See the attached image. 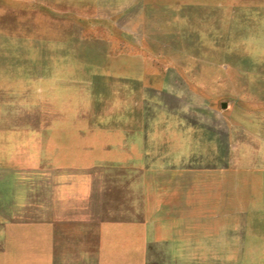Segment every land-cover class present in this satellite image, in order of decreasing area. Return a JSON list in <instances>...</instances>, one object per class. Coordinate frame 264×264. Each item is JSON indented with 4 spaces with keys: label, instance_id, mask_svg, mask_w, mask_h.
<instances>
[{
    "label": "rangeland",
    "instance_id": "1",
    "mask_svg": "<svg viewBox=\"0 0 264 264\" xmlns=\"http://www.w3.org/2000/svg\"><path fill=\"white\" fill-rule=\"evenodd\" d=\"M58 145L0 264H264V0H0V153Z\"/></svg>",
    "mask_w": 264,
    "mask_h": 264
},
{
    "label": "crops",
    "instance_id": "2",
    "mask_svg": "<svg viewBox=\"0 0 264 264\" xmlns=\"http://www.w3.org/2000/svg\"><path fill=\"white\" fill-rule=\"evenodd\" d=\"M64 150V146L58 145L53 151L33 154L14 152L10 154L11 158L9 160L13 161L10 163L7 162L8 153H0L2 154V160H5L0 161V224L35 223L48 225L53 227V235L57 233L55 229H61L58 223L62 222V219H56L53 215L51 217L48 216L44 221H40L38 209L40 207L39 193H48V196H46L47 200L49 202L53 201L52 197L54 195L53 192H55V185L52 178L53 166L49 161L66 159L67 156ZM77 154H81V152L77 151ZM81 156L83 155H77V158H81ZM25 159H34L37 162H19ZM42 160H45L46 164L39 163ZM39 170L45 172V181L38 178ZM18 239L20 237H17L16 234L10 231L0 232V255H7L8 250L11 248H20L17 244H13ZM11 240L13 242H10ZM52 240H55V238L53 237ZM36 246L34 245L33 247L32 245L27 248H31L32 250L37 248ZM25 253L28 255L26 261H24L26 264H47L48 262L46 256H39L38 254L29 252Z\"/></svg>",
    "mask_w": 264,
    "mask_h": 264
}]
</instances>
